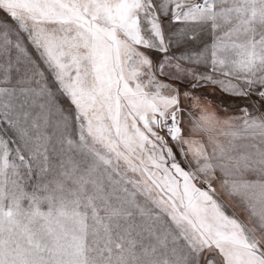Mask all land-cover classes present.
Returning <instances> with one entry per match:
<instances>
[{
  "label": "snow or ice",
  "instance_id": "obj_1",
  "mask_svg": "<svg viewBox=\"0 0 264 264\" xmlns=\"http://www.w3.org/2000/svg\"><path fill=\"white\" fill-rule=\"evenodd\" d=\"M0 264H264V0H0Z\"/></svg>",
  "mask_w": 264,
  "mask_h": 264
},
{
  "label": "rangeland",
  "instance_id": "obj_2",
  "mask_svg": "<svg viewBox=\"0 0 264 264\" xmlns=\"http://www.w3.org/2000/svg\"><path fill=\"white\" fill-rule=\"evenodd\" d=\"M197 2H199V0H197ZM215 94L217 95V96H224V94L223 93H221L220 91H219V89H216L215 90ZM226 99H230L229 97H225ZM221 115H222V113H221Z\"/></svg>",
  "mask_w": 264,
  "mask_h": 264
},
{
  "label": "crops",
  "instance_id": "obj_3",
  "mask_svg": "<svg viewBox=\"0 0 264 264\" xmlns=\"http://www.w3.org/2000/svg\"><path fill=\"white\" fill-rule=\"evenodd\" d=\"M240 215H241V217L243 218V214L241 213Z\"/></svg>",
  "mask_w": 264,
  "mask_h": 264
}]
</instances>
